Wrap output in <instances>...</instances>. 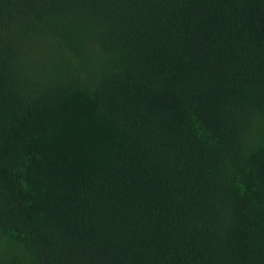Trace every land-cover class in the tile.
Segmentation results:
<instances>
[{
	"label": "trees",
	"instance_id": "trees-1",
	"mask_svg": "<svg viewBox=\"0 0 264 264\" xmlns=\"http://www.w3.org/2000/svg\"><path fill=\"white\" fill-rule=\"evenodd\" d=\"M0 264H264V0H0Z\"/></svg>",
	"mask_w": 264,
	"mask_h": 264
}]
</instances>
